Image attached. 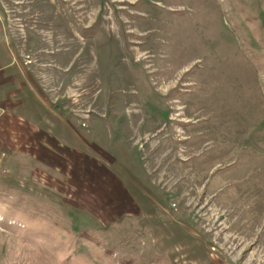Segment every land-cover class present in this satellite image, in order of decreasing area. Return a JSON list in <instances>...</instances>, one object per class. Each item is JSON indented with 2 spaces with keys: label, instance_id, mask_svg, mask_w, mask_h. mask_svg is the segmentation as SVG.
I'll return each instance as SVG.
<instances>
[{
  "label": "rangeland",
  "instance_id": "rangeland-1",
  "mask_svg": "<svg viewBox=\"0 0 264 264\" xmlns=\"http://www.w3.org/2000/svg\"><path fill=\"white\" fill-rule=\"evenodd\" d=\"M0 66V264H264V0H0Z\"/></svg>",
  "mask_w": 264,
  "mask_h": 264
},
{
  "label": "crops",
  "instance_id": "crops-1",
  "mask_svg": "<svg viewBox=\"0 0 264 264\" xmlns=\"http://www.w3.org/2000/svg\"><path fill=\"white\" fill-rule=\"evenodd\" d=\"M9 64L6 66H9ZM4 67L5 66H2V67L0 66V75H1L0 76V146L1 147L4 146V143L6 141H9V139L6 141L4 139V135L6 134V131L8 132L7 129H8L9 120L11 121V119H13V122H14V119H17L21 122L22 117H24V116H21V113H19V112H20V110H22L25 113V111H24V109L18 108V107H22L21 105H23L22 104L23 101L25 103L30 102L27 100V98L22 99L21 97H23V96L16 98V95L19 93L18 90L13 92V91H11L10 88H4V86H2L3 79H1V78L5 73L8 72V71H6L5 73H4V71L2 72ZM3 78H4V76H3ZM12 80H13V76L7 78V82L12 81ZM14 96H15V98L13 99ZM24 97H25V95H24ZM25 99H26V101H25ZM14 110L17 111L15 114H9L8 113L9 114L8 115L7 113H5L7 111L11 112ZM25 123L22 125L18 124V126H17V129L20 130V133H19V135L17 137V141H16L17 143H20V144L28 143V144H30V143L34 142V144H35V142H37V143L42 142V143H44L45 147H47V145H51L50 144V135H48V134L47 135L46 134H37L36 133L37 129H36L35 122L33 120H32V123H28L27 121ZM35 139H36V141H35ZM38 148L39 147H37L35 144L31 147V150L34 149V151H35Z\"/></svg>",
  "mask_w": 264,
  "mask_h": 264
}]
</instances>
